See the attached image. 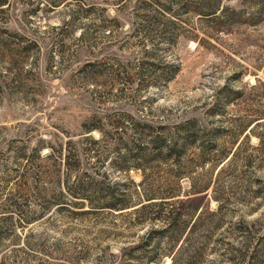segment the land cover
Wrapping results in <instances>:
<instances>
[{
    "label": "rangeland",
    "instance_id": "374dc122",
    "mask_svg": "<svg viewBox=\"0 0 264 264\" xmlns=\"http://www.w3.org/2000/svg\"><path fill=\"white\" fill-rule=\"evenodd\" d=\"M0 81V264H264L260 140L241 130L264 112V0H0ZM145 110L154 126L199 118L219 150L243 142L222 174L201 170L220 201L214 188L196 199L202 214L173 254L162 222L48 209L61 189L49 146L80 139L95 114ZM91 156L83 171L102 180Z\"/></svg>",
    "mask_w": 264,
    "mask_h": 264
},
{
    "label": "trees",
    "instance_id": "16d2710c",
    "mask_svg": "<svg viewBox=\"0 0 264 264\" xmlns=\"http://www.w3.org/2000/svg\"><path fill=\"white\" fill-rule=\"evenodd\" d=\"M158 7L148 9L146 17L154 14L153 19H157ZM81 36L86 34L82 32ZM136 80L140 91L151 84L149 76L142 72ZM218 111L216 104L209 109L211 115ZM150 115L148 110L138 118L129 113H107L101 117L95 114L83 123L80 139L74 140V135L68 132L65 144L49 146L44 160L55 169L54 184L61 189L48 203V209L56 205L80 214L124 213L133 216V224L137 226L162 222L168 238L173 240L168 249L173 254L202 214L203 208L196 199L209 195L214 188V198L220 201L216 181L205 176L202 169L209 165L218 171V176L222 174L237 160L243 142H248L252 134L260 140L256 150L260 155L259 166L264 165V112H258L248 126L242 127L246 135L235 150H219L218 133L199 118L154 126ZM94 131L100 132V138L92 135ZM91 155L101 164L95 168V174L102 180L90 170L83 171L82 156ZM122 166L128 175L123 185L112 179L108 169ZM131 171L140 173L139 182ZM150 230L149 234L156 233L153 227Z\"/></svg>",
    "mask_w": 264,
    "mask_h": 264
}]
</instances>
